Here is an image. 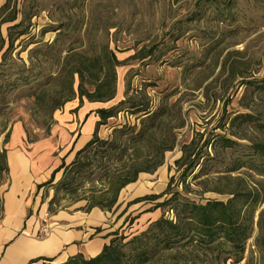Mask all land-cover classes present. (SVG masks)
<instances>
[{
	"label": "rangeland",
	"instance_id": "1",
	"mask_svg": "<svg viewBox=\"0 0 264 264\" xmlns=\"http://www.w3.org/2000/svg\"><path fill=\"white\" fill-rule=\"evenodd\" d=\"M13 11L17 19L1 24L0 33L6 37L7 26L18 21L21 25L14 30V36L24 29L27 33L14 40L8 54L11 68L4 84L7 106L0 108V149H5V165H9L8 157L14 151L25 156L26 165H38L39 170L58 165L86 127L85 119L74 118L79 112L88 111V118H98L95 107L116 106L128 97L149 103L151 109L164 106L170 112L164 119L171 125L184 121V127L173 129L178 143L165 153L164 163L153 173H140L134 183L125 186L118 197L119 206L104 213L96 229L115 230L122 225L119 232L128 238L145 230L162 209L145 212L150 205L136 203L128 206L122 216L119 214L134 198L165 189L169 176L175 173L174 160L181 155V144L205 128L210 130L214 125L211 117L221 115L224 104L226 112L233 115L248 112L247 107L252 106L264 111V91H259L256 83L245 82L264 78V0H10L9 7L0 10V19ZM42 29L48 31L41 33ZM106 44L121 62L116 68L115 98L95 104L86 98L80 103L75 96L49 116L46 107L61 100L55 93L59 89L57 82L50 79L60 67V58L69 49L92 57ZM38 46L40 51L31 54ZM228 66L232 75H228ZM21 70L26 81L17 78ZM207 84L209 100L203 94ZM37 87H41L40 93L44 90L42 98L32 95ZM127 105L118 106L121 111L116 117L98 128L99 137H109L112 126L139 124L140 115L125 110ZM72 121L75 129L70 131ZM9 178V170L0 171V211ZM187 181H191L190 176ZM190 186L196 188L193 183ZM40 191L35 237L43 239L60 222L48 211L53 189L43 187ZM193 193L189 196L196 201L226 199L212 192L202 196ZM68 202L64 199L60 204ZM82 203L70 205L66 212L77 210ZM138 214L131 223L122 224L125 218ZM79 215L80 221L87 218L85 212ZM42 227L45 232L40 231ZM250 244L249 240L244 259L238 264H245ZM220 264L233 263L228 260Z\"/></svg>",
	"mask_w": 264,
	"mask_h": 264
},
{
	"label": "trees",
	"instance_id": "2",
	"mask_svg": "<svg viewBox=\"0 0 264 264\" xmlns=\"http://www.w3.org/2000/svg\"><path fill=\"white\" fill-rule=\"evenodd\" d=\"M9 3L10 0H4L0 10H6ZM16 19L13 11L0 19V25ZM20 25L18 21L7 26L6 37L0 33V108L7 106L4 84L11 68L8 54L14 40L27 33L24 29L14 36ZM47 31L42 29L41 33ZM71 50L60 58L57 72L50 75L57 82L59 89L55 93L61 100L46 107L49 116L75 96L80 103L83 98L105 103L116 96V68L121 62L113 50L106 44L92 57ZM38 51L40 46L31 54ZM228 68V75H232L231 67ZM20 73L17 78L26 81L22 70ZM245 82L256 83L257 89L264 91V78ZM208 85L203 90L207 100L211 98ZM40 88H34L35 98L44 96ZM124 103H129L125 110L140 115L139 124L112 126L109 137H99L98 128L116 117L121 111L117 107ZM225 108L224 104L221 115L211 117L214 125L210 130L205 128L203 133L197 132L189 142L181 144V155L174 160L175 173L169 176L165 189L134 198L119 214L122 216L128 206L136 203L150 204L145 212L162 209L145 230L128 238L119 232L120 225L104 236L108 242L97 255L85 258L79 253L60 263L40 257L44 264H220L228 260L238 264L244 259L249 240L251 248L245 264H264V111L252 106L247 107L248 112L233 115ZM94 112L98 120L91 138L75 151L70 162L61 158L50 178L37 185L38 190L53 189L48 205L51 214L80 202L84 204L77 210L89 212L99 208L113 212L125 186L134 183L140 173H153L164 163L165 153L178 143L173 129L185 125L181 119L175 125L169 124L164 117L170 116V112L164 106L151 109L149 103L133 97L118 101L116 106L98 107ZM217 129L222 132H215ZM5 158V149H0V171H8ZM58 172L61 175L54 182ZM189 176L191 181H187ZM177 177L179 181L175 182ZM191 191L198 196L212 192L226 199L196 201L189 196ZM64 199L69 202L61 205ZM139 214L125 218L122 224L131 223Z\"/></svg>",
	"mask_w": 264,
	"mask_h": 264
},
{
	"label": "crops",
	"instance_id": "3",
	"mask_svg": "<svg viewBox=\"0 0 264 264\" xmlns=\"http://www.w3.org/2000/svg\"><path fill=\"white\" fill-rule=\"evenodd\" d=\"M3 2L4 0H0V5ZM91 103L103 104L101 102ZM98 107H95V109ZM74 118L85 119L86 127L83 126L82 131L84 132L76 136L75 140H73L74 144L63 156L66 159L70 157V161L75 151L80 149L91 138L94 131L93 126L95 127L98 120L95 116L88 118V111L79 112ZM70 126V131H73L75 122L72 121ZM82 137H85V139L78 146L77 144ZM9 156L12 158L16 157L21 161L25 159L22 153L16 151ZM66 159V163L70 162ZM60 162L61 159L58 165ZM26 164L12 165L9 161V165H7L10 178L8 185L3 189L2 211H0V264H44L45 261L40 259V257L53 258L54 262L52 263H60L68 257L79 253L85 258L97 255L102 250L103 245L108 242V238L104 236L108 232L113 231L112 229H100L97 227L99 231L94 233L96 226H99L98 223L103 221L104 213H108L101 211L99 208H93L89 212L81 210L87 216L83 221H80L82 219L79 213H83L80 210L66 212V209H60L54 213V217H57L58 222H60L59 226L46 238L39 239L35 237L37 230V225L35 224L36 211L41 203L40 190L43 189L42 187L38 190L37 185L47 181L52 170L58 165H49L39 170L40 167L38 165L33 167ZM55 181H57L56 175ZM43 209L42 207L39 211ZM97 213H100L101 217L96 223L91 222L93 220L92 216L97 217ZM64 224L67 225L66 228L61 227ZM75 224L78 225L74 226Z\"/></svg>",
	"mask_w": 264,
	"mask_h": 264
},
{
	"label": "bare ground",
	"instance_id": "4",
	"mask_svg": "<svg viewBox=\"0 0 264 264\" xmlns=\"http://www.w3.org/2000/svg\"><path fill=\"white\" fill-rule=\"evenodd\" d=\"M84 139H85V137H82L81 139H80V141H79V143H78V146L84 141ZM10 155H12V153H10ZM9 161L12 163V165H22V163L25 165V163L27 162L26 161V159H23V161H21L20 159H18V158H16V157H11V156H9ZM141 174H143V173H141ZM60 175H61V173L60 172H58L57 174H56V179L58 180L59 179V177H60ZM132 184V183H131ZM130 185V184H129ZM128 185V186H129ZM5 185L3 184L2 185V187H4ZM97 215V217L95 216L94 217V215L92 216V221L91 222H93V223H96L97 222V220H99V218L101 217V215H100V213H97L96 214Z\"/></svg>",
	"mask_w": 264,
	"mask_h": 264
},
{
	"label": "built area",
	"instance_id": "5",
	"mask_svg": "<svg viewBox=\"0 0 264 264\" xmlns=\"http://www.w3.org/2000/svg\"><path fill=\"white\" fill-rule=\"evenodd\" d=\"M40 231H41V232H43V231L45 232V229H44V227H42V228L40 229Z\"/></svg>",
	"mask_w": 264,
	"mask_h": 264
}]
</instances>
